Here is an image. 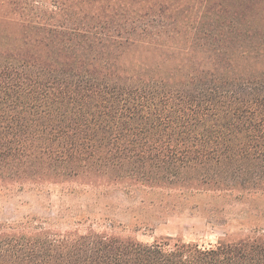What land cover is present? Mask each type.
Masks as SVG:
<instances>
[{
	"label": "trees",
	"instance_id": "1",
	"mask_svg": "<svg viewBox=\"0 0 264 264\" xmlns=\"http://www.w3.org/2000/svg\"><path fill=\"white\" fill-rule=\"evenodd\" d=\"M94 29L41 27L34 49L0 60V182L98 174L264 191V73L225 54L127 61L135 30ZM0 264H264V238L203 250L42 230L0 235Z\"/></svg>",
	"mask_w": 264,
	"mask_h": 264
},
{
	"label": "rangeland",
	"instance_id": "2",
	"mask_svg": "<svg viewBox=\"0 0 264 264\" xmlns=\"http://www.w3.org/2000/svg\"><path fill=\"white\" fill-rule=\"evenodd\" d=\"M81 25L105 36L135 30L140 37L127 61L211 65L225 54L240 73H264V0H0V60L34 49L41 27ZM42 230L206 250L264 238V191H223L195 180L151 186L98 174L0 182V235Z\"/></svg>",
	"mask_w": 264,
	"mask_h": 264
}]
</instances>
